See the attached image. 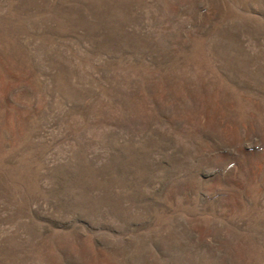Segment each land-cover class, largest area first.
I'll list each match as a JSON object with an SVG mask.
<instances>
[{"label":"rangeland","instance_id":"rangeland-1","mask_svg":"<svg viewBox=\"0 0 264 264\" xmlns=\"http://www.w3.org/2000/svg\"><path fill=\"white\" fill-rule=\"evenodd\" d=\"M0 264H264V0H0Z\"/></svg>","mask_w":264,"mask_h":264}]
</instances>
